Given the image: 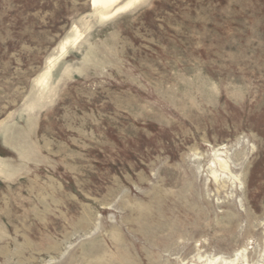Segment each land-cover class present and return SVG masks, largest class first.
I'll list each match as a JSON object with an SVG mask.
<instances>
[{
  "label": "rangeland",
  "instance_id": "374dc122",
  "mask_svg": "<svg viewBox=\"0 0 264 264\" xmlns=\"http://www.w3.org/2000/svg\"><path fill=\"white\" fill-rule=\"evenodd\" d=\"M104 13L0 0V264H264V0Z\"/></svg>",
  "mask_w": 264,
  "mask_h": 264
},
{
  "label": "bare ground",
  "instance_id": "6f19581e",
  "mask_svg": "<svg viewBox=\"0 0 264 264\" xmlns=\"http://www.w3.org/2000/svg\"><path fill=\"white\" fill-rule=\"evenodd\" d=\"M135 1H138V0H130V1H128V2H125V3H123V4H121L122 2H123V0H92V3H93V5L94 6H96L97 7V9H102V10H104V14H103V16H106V15H108V14H111V13H116V12H118L119 10H121L124 6H126V5H130V4H132V3H134ZM80 36H76L75 38H74V41H77L78 40V38H79ZM68 44H70V40L69 39H67L66 41H64L63 43H62V45H61V54H63L65 51H66V49H67V46H68ZM55 60L56 59H52L51 61H50V64H49V69H48V71L54 66V63H55ZM215 157H217L218 158V161H219V165H220V167H222V168H224V170H226V169H230L229 168V162H228V160H227V158H225V157H222L221 156V154H215ZM217 158H216V160H217ZM215 163V162H214ZM218 165V164H217ZM215 167V166H214ZM219 167V168H220ZM220 172H221V170H219ZM230 171V170H229ZM217 172H218V170L216 171V170H214V171H212V173L213 174H215L216 176H217ZM223 173V172H222ZM212 174V175H213ZM232 174V173H231ZM236 176V175H235ZM215 178V177H214ZM236 178H238V177H236ZM242 251V250H241ZM240 254V253H239ZM236 255V254H235ZM238 255V254H237ZM236 255V256H237ZM220 257V256H219ZM222 257V256H221ZM245 257V256H244ZM204 258V257H203ZM213 258V257H212ZM222 258H224V257H222ZM236 258V257H235ZM211 260V259H210ZM223 261H225V262H227V260L226 259H224ZM224 263V262H223ZM230 264H231V262H229ZM235 264V263H234Z\"/></svg>",
  "mask_w": 264,
  "mask_h": 264
}]
</instances>
